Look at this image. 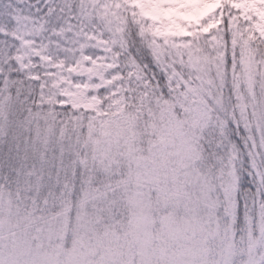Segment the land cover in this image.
<instances>
[{
	"label": "snow or ice",
	"instance_id": "6c2138e0",
	"mask_svg": "<svg viewBox=\"0 0 264 264\" xmlns=\"http://www.w3.org/2000/svg\"><path fill=\"white\" fill-rule=\"evenodd\" d=\"M0 264H264V0H0Z\"/></svg>",
	"mask_w": 264,
	"mask_h": 264
}]
</instances>
